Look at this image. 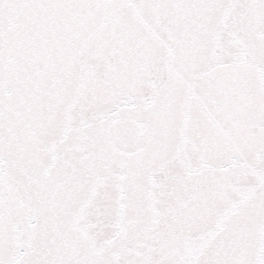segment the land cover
<instances>
[{"label": "snow or ice", "instance_id": "1", "mask_svg": "<svg viewBox=\"0 0 264 264\" xmlns=\"http://www.w3.org/2000/svg\"><path fill=\"white\" fill-rule=\"evenodd\" d=\"M0 264H264V0H0Z\"/></svg>", "mask_w": 264, "mask_h": 264}]
</instances>
